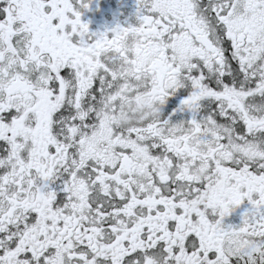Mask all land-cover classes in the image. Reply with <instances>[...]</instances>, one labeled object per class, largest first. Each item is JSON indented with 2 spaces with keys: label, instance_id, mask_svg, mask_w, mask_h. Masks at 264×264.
<instances>
[{
  "label": "snow or ice",
  "instance_id": "1",
  "mask_svg": "<svg viewBox=\"0 0 264 264\" xmlns=\"http://www.w3.org/2000/svg\"><path fill=\"white\" fill-rule=\"evenodd\" d=\"M135 2L0 0V264H264V0Z\"/></svg>",
  "mask_w": 264,
  "mask_h": 264
},
{
  "label": "flooded vegetation",
  "instance_id": "2",
  "mask_svg": "<svg viewBox=\"0 0 264 264\" xmlns=\"http://www.w3.org/2000/svg\"><path fill=\"white\" fill-rule=\"evenodd\" d=\"M136 2L135 0H91L90 10H82V20L90 21L91 31H103L105 28H111L117 23H134ZM173 103H179V97L173 98ZM206 103V102H205ZM189 113H177L176 119L187 118ZM247 206L245 202L240 208L225 218V223L239 224L241 222V213Z\"/></svg>",
  "mask_w": 264,
  "mask_h": 264
}]
</instances>
